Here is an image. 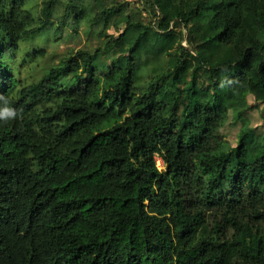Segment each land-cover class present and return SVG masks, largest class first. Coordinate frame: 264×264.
<instances>
[{
  "label": "trees",
  "instance_id": "trees-1",
  "mask_svg": "<svg viewBox=\"0 0 264 264\" xmlns=\"http://www.w3.org/2000/svg\"><path fill=\"white\" fill-rule=\"evenodd\" d=\"M167 1L172 27L156 0H38L39 24L0 0V264H264V0ZM54 19L95 43L18 79L4 56Z\"/></svg>",
  "mask_w": 264,
  "mask_h": 264
},
{
  "label": "rangeland",
  "instance_id": "rangeland-1",
  "mask_svg": "<svg viewBox=\"0 0 264 264\" xmlns=\"http://www.w3.org/2000/svg\"><path fill=\"white\" fill-rule=\"evenodd\" d=\"M40 1V0H39ZM125 0H117L122 3ZM130 1L131 6L136 0ZM156 12L158 17L162 21H169L171 27L175 22L174 6L167 0H156ZM38 0H26L25 9L30 11L33 16L36 17L39 24V5ZM141 6V4H139ZM146 12L143 11V18H150L145 16ZM159 18H154L153 21H158ZM72 22L75 17H71ZM53 24L50 27L42 29L33 34L27 40L21 41L19 48L11 50L4 56V60L8 63L14 72V75L24 82H35L48 71L52 66H55L59 61L63 60L65 56H68L70 52L81 48L87 47L88 44L95 43L94 39H89L84 31V26L78 27L77 31H74L69 23L57 24L56 20H53ZM84 31V32H83ZM109 34L117 35L114 30H109ZM1 39H2V35ZM104 37H102L103 39ZM185 45V41L182 42ZM43 50L44 54L35 55L36 52ZM211 92L210 84H208L203 77L196 72V80L187 91H178L176 89H169L164 95L166 102L175 101L177 103L176 113L173 117L175 125L178 126L183 116L191 117L195 108L200 104L203 98ZM249 105H254L252 108L247 109L245 117L247 125L251 128H257L259 131L264 129V106L262 104H256L252 96L247 97ZM240 128V121H234L229 116L228 120L224 124L222 132L226 133L224 138L234 145L236 142V134ZM157 167L162 170L164 168L163 163L159 157L156 156Z\"/></svg>",
  "mask_w": 264,
  "mask_h": 264
},
{
  "label": "clouds",
  "instance_id": "clouds-1",
  "mask_svg": "<svg viewBox=\"0 0 264 264\" xmlns=\"http://www.w3.org/2000/svg\"><path fill=\"white\" fill-rule=\"evenodd\" d=\"M0 99H4L3 96H0ZM18 112L9 106V101L5 100V105L0 107V120L8 121L18 117Z\"/></svg>",
  "mask_w": 264,
  "mask_h": 264
},
{
  "label": "water",
  "instance_id": "water-1",
  "mask_svg": "<svg viewBox=\"0 0 264 264\" xmlns=\"http://www.w3.org/2000/svg\"><path fill=\"white\" fill-rule=\"evenodd\" d=\"M185 32H186V31L184 30V37H185Z\"/></svg>",
  "mask_w": 264,
  "mask_h": 264
}]
</instances>
